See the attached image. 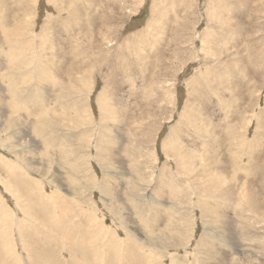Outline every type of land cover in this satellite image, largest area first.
<instances>
[{
    "label": "rangeland",
    "instance_id": "rangeland-1",
    "mask_svg": "<svg viewBox=\"0 0 264 264\" xmlns=\"http://www.w3.org/2000/svg\"><path fill=\"white\" fill-rule=\"evenodd\" d=\"M1 2L0 264H264V0Z\"/></svg>",
    "mask_w": 264,
    "mask_h": 264
},
{
    "label": "bare ground",
    "instance_id": "bare-ground-1",
    "mask_svg": "<svg viewBox=\"0 0 264 264\" xmlns=\"http://www.w3.org/2000/svg\"><path fill=\"white\" fill-rule=\"evenodd\" d=\"M0 4H2L3 5V3L1 2V0H0ZM1 16V15H0ZM4 16H3V14H2V16H1V18L4 20V18H3ZM2 19H0V25H1V32L2 31H4V33L6 32L5 31V20L3 21ZM5 19H7V18H5ZM7 23V22H6ZM8 31V30H7ZM0 42H1V40H0ZM3 47V45L2 44H0V48H2ZM1 51V50H0ZM4 56V55H3ZM5 57V56H4ZM45 74H40V77H42V76H44ZM14 87V86H13ZM15 88V87H14ZM17 88V87H16ZM15 88V89H16ZM18 89V88H17ZM16 89V90H17ZM11 91V90H10ZM8 93H9V91H8ZM12 94V93H11ZM40 98H42V97H40ZM20 100V99H19ZM18 100V101H19ZM11 101V100H10ZM9 101V102H10ZM26 101V100H25ZM15 104L17 105L18 104V102L15 100ZM7 104H9V103H7ZM10 105H12V104H10ZM8 106V105H7ZM39 106H40V104H39ZM35 108H36V106H35ZM13 109V108H12ZM31 111H34L32 108H31ZM42 119H43V121H46V119L44 118V117H41ZM18 125V124H17ZM39 130H41V128L39 129ZM39 130H35L36 131V133L39 131ZM18 132V131H17ZM12 134H14V133H12ZM37 135V134H36ZM39 135L42 137L41 139H43V140H47L48 141V144H51L52 142H49L50 140H48L47 138L48 137H46L45 136V132L43 131V130H41V131H39ZM23 136V135H22ZM20 138L21 137H17L16 139V145H18L19 144V141H20ZM55 145V144H54ZM24 149V148H23ZM26 164H25V166H27V168H29V169H32L33 171H35L36 170V167H35V165H34V163H32V162H30V161H26L25 162ZM259 166V165H258ZM24 168V167H23ZM253 168V167H252ZM258 168V167H257ZM26 170V169H25ZM255 170V169H254ZM27 171V170H26ZM258 171V170H257ZM29 174V173H28ZM24 176H27L26 174H25V171H24ZM28 179L29 180H31L32 181V179H30V177H28ZM2 183H4L5 184V186L7 187L8 185H10V183L7 181V179L5 180V181H3L2 180ZM15 185V184H14ZM12 188V187H11ZM17 190H16V192H18V193H20V191H19V189H18V187L16 188ZM12 190V189H11ZM225 190V189H224ZM229 190V189H228ZM13 191H15V190H12V193H13ZM199 191V190H198ZM208 192V191H207ZM18 195V194H17ZM209 196V195H208ZM18 202H19V200H18ZM160 203H162V202H160ZM232 203V202H231ZM263 203H264V200L263 201H261V202H259V203H255V205H257V206H260V205H263ZM206 209V208H205ZM207 210H208V208H207ZM210 211V210H209ZM40 218H42L41 216H40ZM40 218H38V219H40ZM37 219V220H38ZM32 220V219H31ZM34 223V222H33ZM105 223V222H104ZM67 224V223H66ZM33 225V224H32ZM27 226V225H26ZM80 226V225H79ZM21 228V227H20ZM80 228V227H79ZM90 228V227H89ZM122 228V227H121ZM3 229V228H2ZM1 229V230H2ZM75 229H76V227H75ZM72 230V229H71ZM118 231V230H117ZM111 235V234H110ZM68 238V237H67ZM108 238V237H107ZM54 239V238H53ZM68 239H70V238H68ZM108 240V239H107ZM106 240V241H107ZM56 241V240H55ZM54 241V243H56ZM219 241V240H218ZM64 242H66V241H64ZM76 242V241H75ZM58 243V242H57ZM69 243V242H68ZM219 243V242H218ZM112 244V243H111ZM229 244V243H228ZM57 245V244H56ZM66 245H67V243H66ZM73 246H74V244H73ZM95 246V245H94ZM211 246V245H210ZM24 247V246H23ZM69 247H70V245H69ZM77 247L78 246H76V249H77ZM216 246H214V248H215ZM26 248V247H25ZM31 248V247H30ZM65 248V247H64ZM68 248V247H67ZM71 248V247H70ZM211 248V247H210ZM75 249V248H74ZM102 249V248H101ZM216 249V248H215ZM30 250V249H29ZM121 250V249H120ZM212 250V249H211ZM79 251V250H78ZM101 251V250H100ZM99 251V252H100ZM106 251H107V249H106ZM127 251V250H126ZM160 251V250H159ZM164 251V250H163ZM179 251V250H178ZM204 252H203V255H204V259H205V261H207V260H209L210 259V257L208 256V249L207 248H205L204 250H203ZM26 252V251H25ZM30 252H31V250H30ZM71 252V251H70ZM76 252V251H75ZM108 252V251H107ZM107 252H105V253H107ZM128 252V251H127ZM144 252H145V250H144ZM169 252V251H168ZM176 252H177V250H176ZM62 253V252H61ZM74 253V252H73ZM124 253V252H123ZM212 253V252H211ZM24 254V253H23ZM28 254V253H27ZM97 254V253H96ZM103 254V253H102ZM148 254H149V252H148ZM180 254V253H179ZM76 255V254H75ZM121 255H125V253L124 254H122L121 253ZM149 255H151V254H149ZM26 256V255H25ZM69 256V255H68ZM72 256V255H71ZM84 256V255H83ZM86 256H88V255H86ZM111 256H112V254H111ZM30 257V256H29ZM33 257V256H32ZM34 257H36V256H34ZM76 257V256H75ZM91 257V256H90ZM156 257V256H155ZM72 258V257H71ZM83 258V257H82ZM86 258V257H85ZM99 258V257H98ZM97 258V259H98ZM113 258V257H112ZM128 258V257H127ZM172 258V257H171ZM30 259V258H29ZM70 259V258H69ZM92 259V258H91ZM27 260V259H26ZM30 260H33V259H30ZM90 260V259H89ZM112 260V259H111ZM115 260H116V258H115ZM114 260V261H115ZM125 260V259H124ZM72 261V260H71ZM79 261V260H78ZM106 261V260H105ZM166 261V260H165ZM169 261V260H168ZM35 262V261H34ZM70 262V261H69ZM81 262V261H80ZM121 262V261H120ZM125 262H127V261H125ZM158 262V261H157ZM71 263V262H70ZM82 263V262H81ZM80 263V264H81ZM163 263H166V262H163ZM41 264V263H40ZM47 264V263H46ZM50 264V263H49ZM69 264V263H68ZM83 264V263H82ZM86 264H88V263H86ZM111 264V263H110ZM126 264V263H125Z\"/></svg>",
    "mask_w": 264,
    "mask_h": 264
}]
</instances>
